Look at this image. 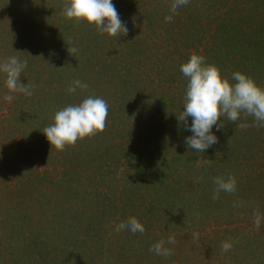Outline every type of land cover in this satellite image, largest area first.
I'll use <instances>...</instances> for the list:
<instances>
[{
	"label": "trees",
	"instance_id": "16d2710c",
	"mask_svg": "<svg viewBox=\"0 0 264 264\" xmlns=\"http://www.w3.org/2000/svg\"><path fill=\"white\" fill-rule=\"evenodd\" d=\"M112 3L126 36L67 19L64 0H0V61L27 60L21 82L34 86L5 102L0 73V264H264V127L221 117L199 152L177 119L193 53L264 88V0H190L174 14L172 0ZM77 79L88 87L69 93ZM88 96L109 106L104 131L51 148L43 128ZM228 175L236 191L213 199ZM130 217L142 234L116 231ZM169 235L170 257L149 251Z\"/></svg>",
	"mask_w": 264,
	"mask_h": 264
},
{
	"label": "clouds",
	"instance_id": "9594fccd",
	"mask_svg": "<svg viewBox=\"0 0 264 264\" xmlns=\"http://www.w3.org/2000/svg\"><path fill=\"white\" fill-rule=\"evenodd\" d=\"M189 2L190 0H172L170 12L176 13L180 7ZM61 14L77 23L83 21L88 25H94L101 35L121 37L128 33L127 25L121 20L112 0H64ZM173 18V15H168L165 20L172 21ZM67 51L75 53L77 49L71 47L67 48ZM26 67L27 60H21L19 55H12L0 61V73L5 76L4 87L8 90L3 96L5 102L10 103L14 99L13 93L27 96L33 94L34 86L21 82V73ZM180 71L188 83L183 110L177 119L192 133L185 138L188 148L205 152L216 144L218 138L213 134L212 129L216 126V130L219 131L224 126L223 123H218L221 117L235 124L243 114L245 118L253 117L252 126L264 127V88L259 87L252 78L239 71L232 74L231 81L222 78L215 64L207 63L205 57L196 53L191 54L188 61L180 66ZM87 87L86 83L77 79L67 91L74 93L77 88ZM108 112L109 106L103 98L88 96L79 104L68 105L56 111L53 123L44 127L42 133L51 148L55 147L56 150L63 151L65 146L74 145L78 139L103 132ZM189 117H191V125L188 123ZM249 126L246 123L236 125L240 129ZM213 183L216 185L213 199H218L221 191L226 193L236 191V179L232 175L214 177ZM253 217V222L259 229L262 216L258 210H254ZM125 229L133 234L137 232L142 234L145 231L144 226L135 217L122 221L116 231ZM192 238L198 240L199 234L193 233ZM166 244H176L175 237L169 235L167 240H159L149 248V251L168 258L172 255V250L165 247ZM231 248V243H221L223 252H228Z\"/></svg>",
	"mask_w": 264,
	"mask_h": 264
}]
</instances>
